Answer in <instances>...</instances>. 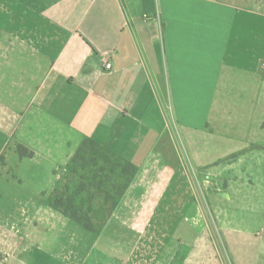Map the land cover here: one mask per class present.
Wrapping results in <instances>:
<instances>
[{
    "label": "crops",
    "instance_id": "crops-1",
    "mask_svg": "<svg viewBox=\"0 0 264 264\" xmlns=\"http://www.w3.org/2000/svg\"><path fill=\"white\" fill-rule=\"evenodd\" d=\"M86 139L136 168L94 231L47 204ZM213 141L230 199L263 202L236 161L264 158V0H0V264H225L189 172Z\"/></svg>",
    "mask_w": 264,
    "mask_h": 264
},
{
    "label": "rangeland",
    "instance_id": "rangeland-1",
    "mask_svg": "<svg viewBox=\"0 0 264 264\" xmlns=\"http://www.w3.org/2000/svg\"><path fill=\"white\" fill-rule=\"evenodd\" d=\"M210 145L214 146L211 150L213 154H208L201 162L209 164L224 160L226 153L222 155L221 149H216V145L218 144L213 141ZM187 161L189 162L190 159H187ZM243 161L244 160L236 161L240 168H245L244 170H241L242 168L240 169L241 174H239V177H243L244 179L247 178L246 180L249 181L247 182L249 184L258 186L264 185V158H250L244 166L243 163H241ZM99 164L101 166L103 161L99 160ZM253 164L254 166H251ZM100 166L79 170L76 175H73L67 170L64 180L60 183V189L66 186L72 188L81 181L89 184L87 180H90L91 176L98 171ZM189 172L191 173L190 177L194 185V192L202 205V211L207 217L210 232L214 234V238H216L215 246L218 249V254L221 257L220 259L223 260L225 264H234V229L238 232L250 231L253 234L262 231L261 229L264 227V200L263 202L254 201L251 205L248 203L243 204L242 202H234V195L230 199L229 195H231V193L233 194L230 189L234 188V183L228 184V181L234 180V159L231 160L228 158L216 165V167L210 165L207 168L201 169L200 172H195V174L191 168ZM121 184L120 181L115 179H110V181L106 183L104 190L109 195V198L115 199L114 193ZM98 195L99 194L94 191V189L89 187L88 193L84 195V198L87 199L91 196L96 197ZM215 195H220L223 199L218 202L216 206H212L206 199ZM113 199H109L108 203L110 205L113 203ZM234 214L237 215L238 220H234ZM241 217L246 220H243ZM256 260H258V264H264L263 252H260V254L256 256Z\"/></svg>",
    "mask_w": 264,
    "mask_h": 264
},
{
    "label": "trees",
    "instance_id": "trees-1",
    "mask_svg": "<svg viewBox=\"0 0 264 264\" xmlns=\"http://www.w3.org/2000/svg\"><path fill=\"white\" fill-rule=\"evenodd\" d=\"M17 152L20 157L32 156V153L22 146L17 147ZM99 160L103 161L101 166ZM98 166H100L98 171L91 176L90 180H87L89 184L81 181L72 188L66 186L63 189H60V184H58L47 199V204L50 208L60 212L87 231H94L92 203L95 197L84 198V195L88 193L89 187L94 189L99 195H103L107 204L109 199L113 198H109V195L104 190L106 183L110 179L120 181L122 184L114 193L115 199L110 205V210H114L136 174V168L133 165L115 157L92 139H86L82 142L71 159L68 171L76 175L79 170Z\"/></svg>",
    "mask_w": 264,
    "mask_h": 264
},
{
    "label": "built area",
    "instance_id": "built-area-1",
    "mask_svg": "<svg viewBox=\"0 0 264 264\" xmlns=\"http://www.w3.org/2000/svg\"><path fill=\"white\" fill-rule=\"evenodd\" d=\"M104 67H105V70L106 71H109L112 68V66H111V64L109 62H106L105 65H104Z\"/></svg>",
    "mask_w": 264,
    "mask_h": 264
}]
</instances>
